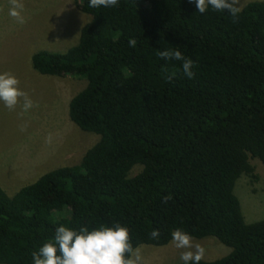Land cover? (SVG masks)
Listing matches in <instances>:
<instances>
[{"label": "trees", "instance_id": "trees-1", "mask_svg": "<svg viewBox=\"0 0 264 264\" xmlns=\"http://www.w3.org/2000/svg\"><path fill=\"white\" fill-rule=\"evenodd\" d=\"M73 1L89 17L76 43L37 51L30 66L85 81L67 116L98 138L77 164L12 195L0 187V264H34L60 225L117 224L133 247L165 245L180 229L229 249L199 264H264V218L244 222L232 193L240 175L254 178L249 159L264 169V2H246L234 22L210 5L199 13L195 0ZM165 49L193 60L194 78Z\"/></svg>", "mask_w": 264, "mask_h": 264}, {"label": "rangeland", "instance_id": "rangeland-1", "mask_svg": "<svg viewBox=\"0 0 264 264\" xmlns=\"http://www.w3.org/2000/svg\"><path fill=\"white\" fill-rule=\"evenodd\" d=\"M249 1L242 0V5ZM26 23L18 24L8 15V0H0V73L10 72L19 87L38 103L23 116L21 106L9 110L0 101V187L12 195L21 186L60 166L77 164L98 136L78 129L67 116V103L85 81L69 75H43L30 66L37 51L64 52L77 41L82 25L89 19L73 0H23ZM22 103V102H21ZM26 125V130L21 126ZM51 134V143L46 138ZM254 178L240 175L232 193L239 201L244 222L264 218V169L249 159ZM137 167L130 173H135ZM205 249L204 260L225 255L229 249L213 237L193 238ZM143 264H176L180 254L172 237L161 246L138 245Z\"/></svg>", "mask_w": 264, "mask_h": 264}, {"label": "clouds", "instance_id": "clouds-1", "mask_svg": "<svg viewBox=\"0 0 264 264\" xmlns=\"http://www.w3.org/2000/svg\"><path fill=\"white\" fill-rule=\"evenodd\" d=\"M8 15L18 24L26 23L23 10V0H8ZM196 8L203 14L209 5L217 11H225L231 14L235 22L242 11V0H195ZM119 0H89V7H117ZM136 39L129 40V46L135 47ZM161 58L182 61L183 74L194 78L192 71L194 61L185 58L177 50L165 49L159 53ZM169 80L173 76L168 77ZM19 79L10 72L0 73V101L9 109L15 110L17 105L21 106L19 115L23 116L33 107H38L29 94L19 87ZM22 102V103H21ZM26 125L21 130H26ZM51 134L46 142L51 143ZM171 195L163 198L167 203ZM151 239H158L160 232L153 229L149 234ZM172 242L177 249H185L180 254L183 264H199L204 258L205 249L199 243H194L190 234L176 229L171 233ZM34 264H143L142 249L133 247L130 242L129 230L125 226L117 224L115 227L99 226L89 230L87 227L79 231L60 225L55 230L52 240L45 242L38 251L32 253Z\"/></svg>", "mask_w": 264, "mask_h": 264}]
</instances>
